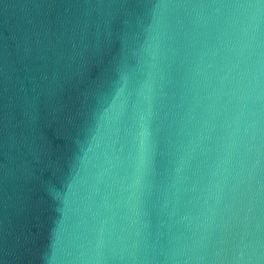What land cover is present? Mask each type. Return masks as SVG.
I'll return each instance as SVG.
<instances>
[{"label": "water", "instance_id": "obj_1", "mask_svg": "<svg viewBox=\"0 0 264 264\" xmlns=\"http://www.w3.org/2000/svg\"><path fill=\"white\" fill-rule=\"evenodd\" d=\"M0 264H264V0H0Z\"/></svg>", "mask_w": 264, "mask_h": 264}]
</instances>
